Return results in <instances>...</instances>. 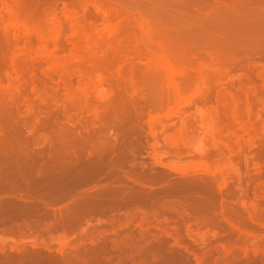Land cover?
Listing matches in <instances>:
<instances>
[{
    "label": "rangeland",
    "instance_id": "1",
    "mask_svg": "<svg viewBox=\"0 0 264 264\" xmlns=\"http://www.w3.org/2000/svg\"><path fill=\"white\" fill-rule=\"evenodd\" d=\"M101 239L264 264V0H0V264Z\"/></svg>",
    "mask_w": 264,
    "mask_h": 264
},
{
    "label": "bare ground",
    "instance_id": "2",
    "mask_svg": "<svg viewBox=\"0 0 264 264\" xmlns=\"http://www.w3.org/2000/svg\"><path fill=\"white\" fill-rule=\"evenodd\" d=\"M155 59L160 60L164 64L163 65L164 67L163 66L162 67L165 68L167 73H169L170 75H173V74H175L177 72V69L172 65V63L166 58L165 55H160V54L157 55L156 54L155 55ZM160 61H158V63H160ZM160 65H162V64H160ZM174 85H177V84L174 83ZM177 89L179 90L178 85L176 86V90ZM78 222L79 221H77V220H68L66 222V227H68L70 229H73V228L76 227ZM99 242L100 243L98 245H96L94 248L93 247H91V249L88 248L89 250H88V253H86V254H88L87 256H89L88 257V262H90L89 264H106L102 257L103 256L106 257L108 255L107 245H106L105 241H103L102 239ZM157 247L158 248L155 249V250H156L158 256H160L162 259H167V262H168L170 257H166L168 255H166L165 252L164 253H165L166 256L164 255L162 246L161 247L157 246ZM148 255L149 254H146V255L143 256L141 264H150ZM48 258L49 259L46 260L47 262H44L45 261L44 260L43 261L44 263L42 262L40 264H60L61 263V262L58 261V259H55L54 257H52V258L48 257ZM0 259H1V262H6V263L11 261V258L9 256H7V255L5 257L2 256ZM34 259H36V258H34ZM33 260H32V262H34ZM36 262H37V260H35V263Z\"/></svg>",
    "mask_w": 264,
    "mask_h": 264
}]
</instances>
